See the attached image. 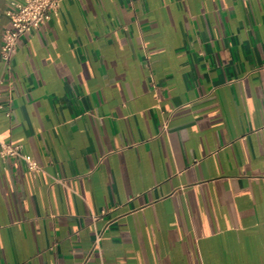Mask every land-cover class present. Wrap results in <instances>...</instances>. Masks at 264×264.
<instances>
[{
  "label": "crops",
  "instance_id": "obj_1",
  "mask_svg": "<svg viewBox=\"0 0 264 264\" xmlns=\"http://www.w3.org/2000/svg\"><path fill=\"white\" fill-rule=\"evenodd\" d=\"M0 77V264H264V0H60Z\"/></svg>",
  "mask_w": 264,
  "mask_h": 264
},
{
  "label": "built area",
  "instance_id": "obj_2",
  "mask_svg": "<svg viewBox=\"0 0 264 264\" xmlns=\"http://www.w3.org/2000/svg\"><path fill=\"white\" fill-rule=\"evenodd\" d=\"M60 0H10L4 9L9 19L8 26L3 30L0 43V61L4 71L10 67L11 55L15 50V43L24 32L39 27L51 14L58 11ZM2 78L0 77V84ZM3 93L0 90V107ZM14 156L22 160L30 171H37L41 167L35 159L20 150L19 145L0 141V156Z\"/></svg>",
  "mask_w": 264,
  "mask_h": 264
}]
</instances>
